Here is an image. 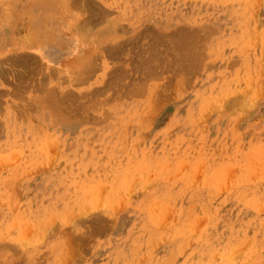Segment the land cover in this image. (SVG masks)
<instances>
[{
  "label": "rangeland",
  "instance_id": "rangeland-1",
  "mask_svg": "<svg viewBox=\"0 0 264 264\" xmlns=\"http://www.w3.org/2000/svg\"><path fill=\"white\" fill-rule=\"evenodd\" d=\"M90 1L0 0V264H264V0Z\"/></svg>",
  "mask_w": 264,
  "mask_h": 264
},
{
  "label": "bare ground",
  "instance_id": "bare-ground-1",
  "mask_svg": "<svg viewBox=\"0 0 264 264\" xmlns=\"http://www.w3.org/2000/svg\"><path fill=\"white\" fill-rule=\"evenodd\" d=\"M92 1V0H91ZM90 1V2H91ZM94 2V1H93ZM92 2V3H93ZM98 3H96V5H97ZM95 6V5H94ZM97 8V7H96ZM101 8V7H100ZM91 11V10H90ZM80 20V19H79ZM84 21V20H83ZM85 22V21H84ZM90 34V33H89ZM161 36V35H160ZM171 36V35H170ZM158 37V36H157ZM172 37V36H171ZM169 38V37H168ZM64 40H57V39H55L54 38V40L52 41V42H47V43H43V44H39L38 46H37V50H38V53L41 55H43V56H47L48 54H50L51 53V51H52V48H55V49H59V50H61V51H63V50H70V49H72L73 48V46H72V43L70 42V40L69 39H66V38H63ZM160 39V38H159ZM76 40V39H75ZM165 40V39H164ZM158 41H160V40H158ZM163 40H161L160 42H162ZM166 41V40H165ZM168 42L170 41V40H167ZM166 41V42H167ZM49 43H51V44H49ZM75 43V42H74ZM169 45V44H168ZM116 48H117V46H115ZM155 50V49H154ZM23 52V51H22ZM55 52V51H54ZM56 53V52H55ZM41 55V56H42ZM149 56H150V54H149ZM18 57V56H17ZM38 57V56H37ZM26 57H24V59H25ZM8 59V58H7ZM38 59V58H37ZM16 60H14V62H15ZM39 61V60H38ZM20 62V61H19ZM26 65V64H25ZM24 67V66H23ZM33 69V68H32ZM118 73V72H117ZM114 74H116V71H115V73Z\"/></svg>",
  "mask_w": 264,
  "mask_h": 264
}]
</instances>
